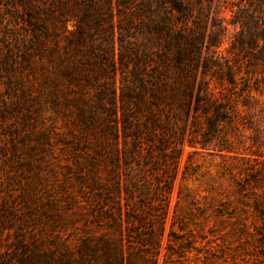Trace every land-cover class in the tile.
<instances>
[{
    "label": "trees",
    "instance_id": "16d2710c",
    "mask_svg": "<svg viewBox=\"0 0 264 264\" xmlns=\"http://www.w3.org/2000/svg\"><path fill=\"white\" fill-rule=\"evenodd\" d=\"M211 216L264 256V0H0V264H181Z\"/></svg>",
    "mask_w": 264,
    "mask_h": 264
},
{
    "label": "rangeland",
    "instance_id": "374dc122",
    "mask_svg": "<svg viewBox=\"0 0 264 264\" xmlns=\"http://www.w3.org/2000/svg\"><path fill=\"white\" fill-rule=\"evenodd\" d=\"M216 160L209 156L199 158L204 166H212ZM214 217L211 216L197 231L195 243L192 244L194 248L187 252L181 264H264V256L247 249L243 240L230 235L231 222Z\"/></svg>",
    "mask_w": 264,
    "mask_h": 264
}]
</instances>
